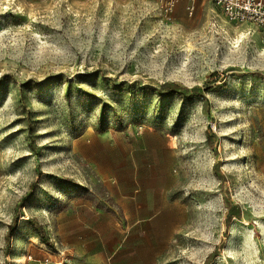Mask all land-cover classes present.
Returning <instances> with one entry per match:
<instances>
[{
    "label": "rangeland",
    "instance_id": "374dc122",
    "mask_svg": "<svg viewBox=\"0 0 264 264\" xmlns=\"http://www.w3.org/2000/svg\"><path fill=\"white\" fill-rule=\"evenodd\" d=\"M79 237L264 264L263 29L212 0H0V264Z\"/></svg>",
    "mask_w": 264,
    "mask_h": 264
},
{
    "label": "crops",
    "instance_id": "0c3cea01",
    "mask_svg": "<svg viewBox=\"0 0 264 264\" xmlns=\"http://www.w3.org/2000/svg\"><path fill=\"white\" fill-rule=\"evenodd\" d=\"M84 225L87 227L86 224ZM93 245L94 243L86 240L85 237L73 243L68 242L62 251L67 252L68 256H59L53 262L47 248L38 244L41 252L35 255L34 264L40 263L38 258H45L48 264H147L146 261H149L148 258L139 256L140 254L135 255L134 252L125 251L126 248H122L124 242L112 248L106 247L104 243H101L103 246L99 249L92 247Z\"/></svg>",
    "mask_w": 264,
    "mask_h": 264
},
{
    "label": "built area",
    "instance_id": "2783aa9c",
    "mask_svg": "<svg viewBox=\"0 0 264 264\" xmlns=\"http://www.w3.org/2000/svg\"><path fill=\"white\" fill-rule=\"evenodd\" d=\"M164 10H171L178 0H157ZM229 22L250 23L264 30V0H212ZM29 256L27 259H30ZM39 264H48L45 259Z\"/></svg>",
    "mask_w": 264,
    "mask_h": 264
},
{
    "label": "trees",
    "instance_id": "16d2710c",
    "mask_svg": "<svg viewBox=\"0 0 264 264\" xmlns=\"http://www.w3.org/2000/svg\"><path fill=\"white\" fill-rule=\"evenodd\" d=\"M162 89L164 92L166 93H172V92H176V93H181L184 96H190V95H196L199 92V88H191L188 89L186 87H182L179 86L176 83L173 82H164L162 84ZM233 208L230 207L229 209V213L227 215V219H229L232 215H235L236 217H240V213H239V208L236 207V210L233 211ZM33 228L35 229L37 236L45 243H49V238L48 236L45 234V232L43 231L42 227L36 223H33ZM215 255V253H211L207 259V262Z\"/></svg>",
    "mask_w": 264,
    "mask_h": 264
}]
</instances>
